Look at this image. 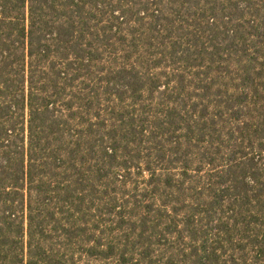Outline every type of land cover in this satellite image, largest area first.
Instances as JSON below:
<instances>
[{
	"label": "trees",
	"instance_id": "1",
	"mask_svg": "<svg viewBox=\"0 0 264 264\" xmlns=\"http://www.w3.org/2000/svg\"><path fill=\"white\" fill-rule=\"evenodd\" d=\"M0 264H264V0H0Z\"/></svg>",
	"mask_w": 264,
	"mask_h": 264
}]
</instances>
